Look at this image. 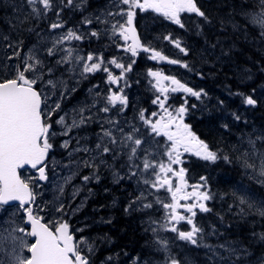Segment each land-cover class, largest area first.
Returning a JSON list of instances; mask_svg holds the SVG:
<instances>
[{
  "label": "snow or ice",
  "instance_id": "obj_1",
  "mask_svg": "<svg viewBox=\"0 0 264 264\" xmlns=\"http://www.w3.org/2000/svg\"><path fill=\"white\" fill-rule=\"evenodd\" d=\"M24 3L30 11L22 19L17 17L20 26L30 24L32 20L46 18L49 13H53L57 19L48 27L50 46L42 48L44 41L41 40L22 52L26 47L23 40L17 42L18 47L8 44L7 47L14 48V51L7 60L13 63L3 65L4 74L0 75V264H92L90 256L95 247L87 238L81 236L77 239L70 224L60 216L46 220L45 216L40 214L46 210L49 213L62 214L65 211L64 203L59 197H54L45 207H40L37 204L39 194L32 187L33 181L22 178L19 172L28 165L38 171V180H48L46 158L54 147L51 140L57 135L50 122L54 116H58L55 124L63 129L59 134L64 136L73 128L91 122L100 123V132L97 134L94 148L78 146L69 152V164L65 167L71 168L74 165L75 170L64 178V184L70 183L72 178L80 173L81 168L93 169L92 174L81 176L85 184L93 179L99 181L98 169L101 166L112 170L118 181L123 180L125 177L120 176L114 168V164L123 161L121 167L128 169L127 178H137V184L143 185L125 211H146L156 206L162 208L163 222L150 217L145 231H151L153 234L157 246L155 251L163 253L162 264H190V261L174 255L171 245L175 240L199 245L204 230L195 222L197 211L210 212L207 202L214 199V194L209 188L207 177L201 176L200 182L190 185L186 179L187 169L175 166L185 162L182 160L185 154L211 163L221 158L231 163L232 158L229 155L221 157L219 149L212 150L208 143L197 137L191 127L184 123L188 111L185 105L170 110L167 100L170 93L182 92L197 99L206 93L202 89L197 91L188 87L175 76L149 69L147 76L151 78V86L156 93L152 104L158 106L160 113L152 112L149 117L142 109L138 113L139 124L135 119L129 121L111 116L99 120L92 113V109L106 114L115 112L118 116H126V109L129 107V98L124 91L129 87L127 73L132 71L136 60L132 59L130 63L125 64L113 57L105 61L102 54L89 52L85 57L80 55L78 47H65L72 41L82 42L86 38L77 29L67 28L62 20L64 9L80 7L84 0H79V3L77 0H59L58 8L55 6V0H24ZM121 5L126 7H120ZM113 7L119 11H109L103 19L99 16L95 18V23L104 24L105 28L103 31H91V37L108 35L118 49L129 53L132 58L137 57L140 52L148 53L150 60L179 64L191 70L188 63L171 59L151 45L144 44L134 26V20L138 12H150L181 29L186 27L182 14H194L200 21L211 23L207 13L198 6L197 0H114ZM239 9V15L245 21V31L251 27L258 30L260 37L264 39V0H240ZM117 16L120 17L119 20L116 19ZM107 17H112V21ZM229 22L234 29L240 28L239 24ZM93 23V19L82 21L83 25ZM221 23L223 24V21ZM196 26L201 28L199 22ZM15 27L14 24L13 28ZM26 30L36 32L32 27ZM36 34L40 35L39 32ZM3 39L7 41L8 36H3ZM118 40L123 43H117ZM163 40L171 43L185 56L189 54L182 42L173 39L171 34L165 35ZM65 66L69 73L78 72L83 79H87L89 74L103 71L106 73L105 82L110 86H117L116 91L109 87L106 96L96 92L98 99L91 105L74 110L75 116L70 124L67 114L58 115L62 111V100L69 93L76 91L75 87L69 88L66 81L55 76V72ZM112 68L120 70L119 74H115ZM89 92L92 93V89ZM235 95L241 97L243 105L255 107L258 103L253 95L240 92ZM101 102L104 106L98 108L97 105ZM232 115L237 121L241 119L236 113ZM77 143L79 144V141ZM68 146L67 140L61 145L65 149ZM240 146L243 151L241 147L233 146L238 153L236 159L249 179L264 187V133L249 134L247 140L241 139ZM76 153L85 155L75 159ZM109 160L113 163H109ZM64 184L57 185L60 194L64 192ZM161 191L167 196L161 197ZM78 192L79 189L74 191L73 198ZM232 195L238 200L242 215L246 214V206L264 219V200H256L254 194L242 186ZM151 197L154 199H150ZM48 204L51 207H48ZM9 209L15 210L10 212ZM182 222L188 226L187 230L179 227ZM161 232L173 233L175 236H161ZM253 237L264 243V232H254ZM226 250L230 255L237 254L235 248Z\"/></svg>",
  "mask_w": 264,
  "mask_h": 264
},
{
  "label": "rangeland",
  "instance_id": "obj_2",
  "mask_svg": "<svg viewBox=\"0 0 264 264\" xmlns=\"http://www.w3.org/2000/svg\"><path fill=\"white\" fill-rule=\"evenodd\" d=\"M234 4L239 3L238 0H234ZM4 2V0H3ZM77 3H79V0H77ZM110 3V4H109ZM114 0H84V3L80 7L75 8H66L62 12V20L65 22V24H68L67 20H74L75 26H66L67 28H74L77 29L81 34H86L87 38L89 40L95 41L100 40V37L102 36H108V35H101L99 37H91L89 33L93 30H100L103 31L105 28L104 24L95 23V18L97 16H101V18H105V13L111 11V12H117L119 11L118 8L113 7ZM13 5V4H12ZM10 3L8 6L0 3V75H3V65L9 64L11 65L13 62L8 61L7 57L12 55L14 48L7 47L8 44L16 45L18 41L23 40L25 42V46L27 47L25 49H22L23 51H26L28 47H32L34 44H38L41 40L44 41L43 44H41V47L44 46H50V36L48 32L49 24L53 21H55L57 18L53 13H49L46 18L40 19V20H32L30 24H24L23 26H20L17 23V17L23 18L24 15H27L30 9L27 7V5L24 3V0H20L17 6H12ZM110 5L112 7H110ZM55 6L58 8L60 7L59 0H55ZM237 6V5H236ZM14 9V16L10 17V21L5 20V16L7 13V10L10 8ZM120 7H126L124 5H121ZM234 7V6H233ZM19 9V11L17 10ZM80 16L79 17V14ZM234 15L235 20L240 25V29H245V21L244 18L239 15V13L235 14L232 11L230 12ZM84 19H93L94 23L92 25H83L82 21ZM109 21H112V17H107ZM117 20L120 19V17H116ZM138 18L136 17L134 20V26L137 28V33L140 36L142 42L144 44H148L144 39H142L143 35H146L150 39L152 37L150 36L149 32H152L151 27L147 25V22L145 21H139V23L144 24L145 32H141L138 29L137 24ZM16 25L15 28H13V25ZM72 26V27H71ZM32 27L35 28L36 32H39L40 35H37L36 32H29L26 29ZM62 31V30H57ZM248 34L255 38L253 41L256 45V49H254V55L256 56V59L262 58V51L264 52V45L260 44L259 42L262 41V38L258 34V30H254L251 27L247 29ZM3 36H8V40L5 41L3 39ZM173 39H177L176 34L171 35ZM261 38V39H260ZM160 41L162 42V39L160 38ZM252 42V41H251ZM117 43L122 44L123 41L118 40ZM162 44L165 46L164 51L161 49L159 51L163 52L164 55L168 56L169 53L176 52V48L173 46V49H170L168 47V42L163 41ZM110 47L113 52H111V56L106 52V57L108 60L113 57H117L121 62L127 64L130 63L128 61V56H130L129 53H125L122 50L118 49L116 47V43H113V41H110ZM76 46L80 50V55L87 56L89 52H92L96 55H99L97 52L100 49L99 45L92 44H84V41H72L71 44H66L65 47H72ZM248 46V45H247ZM109 48V47H108ZM168 48L169 50H166ZM249 48V46L247 47ZM245 49V48H244ZM192 54L190 55V58L193 57L192 61H186L188 63L189 68H192L194 65L195 55H194V49L191 50ZM239 58L242 60L243 54L242 52H239ZM147 53L140 52L137 57L140 58L142 61L143 58L148 57L146 55ZM176 54V53H174ZM177 55V54H176ZM131 57V56H130ZM169 57V56H168ZM132 58V57H131ZM133 59V58H132ZM54 64V61H53ZM108 67H112L111 65H106ZM181 68V72H178L176 70L169 71L166 67H163V61L161 65V69H157L161 72H163L165 75L168 76H175L177 79L181 80L183 82V79L187 77V73L183 67ZM113 72L115 74H119L118 69L112 68ZM156 70V68H155ZM63 72L62 74H60ZM148 70H136L134 67L131 72L127 73V83L129 87L125 88V94L129 98V107L126 109V116H118L115 112L112 113H103L97 111V109H92V113L100 119H106L107 117L111 116L117 119H126L129 121H132L133 119L136 120V123L139 124L138 120V113L143 109L145 110V115L151 117L152 112L160 113L159 111H156L150 104H152V99L146 97L150 102V104H146L143 106V100L145 99L144 95L147 93H156L154 92V89L151 86V78L147 76ZM256 75V74H255ZM55 76L58 78L63 79L67 82L68 87L72 88L75 87L76 91L71 92L68 94V96L62 100V106H66L67 104H71V113L68 111L66 113H69L71 116V119L75 116L74 110H78L80 107H83L85 105H91L94 100L98 99L95 96L96 92H99L101 96L107 95V90L109 87L113 89V91L117 90V86L115 85H108L106 81V73L103 71L97 72L95 74H89L87 79H83L79 76V73H69L66 70V66L60 68V70L55 72ZM87 83H85V80H88ZM258 78H260V74L257 76L256 82L253 84V86L250 89H246V95H253L255 99H257L258 103L255 107H249L246 105H243L242 99L240 96L235 95V91H231V97L226 93H222L218 88L216 89L217 93L221 96H217V93L215 95H211L210 91L205 88L196 87V85L200 84L201 81H195L189 87L196 89H202L204 93H206L204 101H197L196 97H190L189 95L184 97V100L182 99V96L176 97V93H170L169 98L167 100V105L169 106L170 110H174L175 108L180 107L181 105H185V107L188 109V112L185 114L187 115L192 114V116L198 115V114H205L208 119H211L212 121L218 122L221 121L222 124L227 125L228 127L230 125L235 126L236 133H232L229 136H226V148L231 145L232 152H236L234 150L233 146L241 147L240 141L241 139L247 140L249 134H258V133H264V123L262 120L264 117L260 114L261 108L264 109V84L260 85L258 87ZM264 80L263 78H260L259 81ZM241 86H245L247 84H244L242 82L238 83ZM201 85V84H200ZM97 86V87H94ZM121 86H123V82H121ZM206 87V85H205ZM92 89V93L89 92V90ZM253 89H255V92H253ZM198 91V90H197ZM75 94V95H73ZM55 99H59V97H55ZM185 100L187 101V104H185ZM222 104H225L224 110H217L215 109V105L218 103V101ZM193 105L195 107H193ZM103 103H99L97 107H103ZM68 108V107H67ZM254 109L258 110V112L254 111ZM201 110V111H199ZM256 112V113H255ZM61 112H59L58 115H60ZM233 113H236L241 117L239 121L235 120L233 117ZM87 114V113H86ZM158 118V117H156ZM58 119V117H57ZM155 119V118H153ZM218 120V121H217ZM185 121V117H184ZM53 125V130L57 133L55 137L52 138L53 152L52 156L48 162V168H49V177L47 182L42 183L38 180L37 174L33 173L30 170L22 171L21 176L25 179H31L33 181L32 187L35 192H37L39 195L37 196V204L40 207H45L47 202L53 201L54 197H59V200L64 203L65 206H72L75 201H78V204L76 206H85L90 199H95L96 202H98L100 199L101 201L107 197L108 194H110L111 191L118 192L119 195L122 197V205H118V200L114 206H123L127 208L130 204V202L139 194L140 189L143 188V185L137 184V178L128 179L126 176V173L128 172V169L126 167H121V163L114 164V168L116 171L119 172L120 176H124L125 178L123 180H119L115 177L112 173V170H109L106 167L101 166L98 169L99 174V181H96L93 179L91 182L85 184L81 176L82 175H90L93 172V169H88V173L86 171L82 172V170H85L86 168H81L80 173L74 176L70 183L64 184V178L67 176H70L72 172L75 170V166L73 165L71 168L65 167V165L69 164V153L63 152L64 148L61 147V145L64 143V140L62 142V136L59 133L63 131V129L55 124V121L51 122ZM240 123H247L248 126L241 127ZM97 126H100L99 122H91L87 125L81 126L79 128H73L71 131L74 133L70 134L67 141H69V146H85L94 148L96 143V133L98 132ZM227 127V128H228ZM242 134V135H241ZM244 134H248V136H244ZM56 138H59V142L56 143ZM159 139V138H158ZM71 141V143H70ZM79 141V144L77 143ZM259 146V144H258ZM230 150V151H231ZM73 150L70 149L69 152H72ZM241 151H243V147H241ZM237 153V152H236ZM62 154V155H61ZM84 156L85 154L76 153L74 155L75 159H79ZM190 157H196L194 155L185 154L182 156V160L185 162L182 165L175 166L177 168L184 167L185 165L190 162ZM198 158V157H196ZM243 174V178L246 181L247 185H243V182L240 181L237 183V185L234 187V191H237L241 188V186L244 189L249 190L251 193L254 194L256 200H264V196L261 195V190L264 192V187H261L258 183H256L254 180L249 179V176L245 174L244 168L241 166V163L237 161ZM109 163H113L111 160H109ZM196 180L191 177L188 179V183L190 185H194ZM64 184V192L63 194H60L57 191V185ZM37 185H39L37 187ZM76 189H79V192L75 195L73 198V193ZM85 194H88L87 197H83ZM161 197H166L167 194L164 191H161L159 193ZM150 199H154V197H151ZM100 206H104L103 204ZM48 207H51L50 204H48ZM249 210V209H248ZM246 214L248 215V211L245 210ZM73 213V212H72ZM41 215L45 216L49 220L55 219L57 216H62V214L58 213H49L47 210L44 213H40ZM127 214H131L132 220L135 221V226L137 229V232L139 234L141 233L142 239L140 241V249L142 251H146V256L144 258V261L141 263H138L139 259L136 257H133L130 259L129 264H162L164 255L163 253H159L155 251V248L157 247L154 243V236L151 233V231H145V229L148 227V220L151 217L155 220H161L163 216V209L159 206H156L154 209L146 210V211H139V210H132L129 211ZM254 214V213H253ZM255 215V214H254ZM127 217V216H125ZM256 219V220H255ZM260 218L258 215L254 216L252 218V221H254V225L258 226L257 233L264 232V219ZM259 221L260 224H259ZM247 222H249L247 220ZM255 227V229H257ZM141 227V229H140ZM179 227H182V230H187L186 225L183 224ZM140 230V231H138ZM142 230V232H141ZM248 230L250 228L248 227ZM251 231V230H250ZM161 236H167L169 238H174L175 234L173 233H160ZM139 237V238H140ZM209 237H202V239L199 242V245H191L187 242L178 241L175 240L174 243L171 245V250L174 255H177L179 258L190 261V264H264V256L261 255L260 251H258L259 248L258 245H260L259 241L255 242L253 234L249 233L247 235V242L245 244L247 245H240L239 242L235 239V242L227 241L222 244H216L213 245L209 241ZM147 240H146V239ZM253 239V240H251ZM205 245L210 247H205ZM221 245H225V248H221ZM263 246V245H262ZM227 248H235L237 254L236 255H230L229 252L226 250ZM211 249V250H210ZM254 251V253H253ZM253 254V255H252Z\"/></svg>",
  "mask_w": 264,
  "mask_h": 264
},
{
  "label": "trees",
  "instance_id": "obj_3",
  "mask_svg": "<svg viewBox=\"0 0 264 264\" xmlns=\"http://www.w3.org/2000/svg\"><path fill=\"white\" fill-rule=\"evenodd\" d=\"M19 1L4 0L3 2V0H0V3L6 6L10 3L14 7L17 6ZM238 1L240 3V0ZM234 2V0H198V6L207 13L211 23H204L200 21V18L195 16V42H192V38L188 33L184 35L188 44L193 47L195 55L193 67L190 68L191 70H186L187 80L201 81V85L197 84L196 87L208 89L211 95L217 93V88L222 93L226 92L230 97L231 91L246 93V89H250L253 86L259 74L260 78L264 77V52L262 51V58L256 59L254 55L256 45L253 42L255 38L251 37L245 29H234L232 23L229 22L233 21L238 24L234 15L230 13L231 11L235 14L240 12L239 3L234 4ZM14 9L11 7L7 10L8 14L4 17L5 20L10 21V17L15 18L13 14ZM158 21L156 19L152 24L155 28L158 26ZM222 21L223 24L221 23ZM197 22L201 24V28L199 29L196 26ZM259 43L264 45V39ZM247 45L249 48H247ZM239 52L243 54L242 60L239 58ZM191 54L192 51L189 52V57ZM189 59L192 61L193 57ZM260 78L257 80L259 83L258 87L264 84V82L260 83ZM240 82L247 85L241 86L238 84ZM196 90L199 91L200 89ZM145 96L150 99L155 98L154 93H147ZM217 96L221 95L217 93ZM146 97L145 100L150 103L151 101L146 99ZM204 99H206L205 95L197 99V101H204ZM220 101L215 105V109L224 110L225 104H222ZM254 111L258 112L256 109ZM260 114L264 117L263 108H261ZM189 121L194 131L202 140L208 143L212 150L219 149L221 157L229 155L232 158L231 163L225 162L222 158L215 163L196 162L195 167L197 172L195 177H207L209 188L214 194V199L207 202V206L211 211L208 213L197 212L195 218L196 224L204 230L202 237L210 236L209 241L213 245L231 240L235 242V237L240 245H247L245 244L248 238L247 235L249 233H257L258 226L254 225V221H252L255 215L246 206L245 210L248 211V215L240 213L238 200L232 195L234 187L238 182L242 181L244 185H247L246 181L242 178L238 160L236 159L238 153L232 152L231 145L226 148V135L232 132L236 133V128L233 125L225 128L221 121H212L205 114L191 116ZM262 122L264 123V119ZM240 126L245 128L248 124L240 123ZM244 136H248V134H244ZM261 195L264 196L262 190ZM117 200L118 205H122L123 200L121 195L114 191H111L104 198V206L111 209V215L114 214V209L112 208L117 207L114 206ZM230 205H232L231 208L229 207ZM117 224L115 236L123 239V243L127 244L132 252L138 250L141 243L135 221L132 219H122ZM248 227L251 231L248 230ZM254 241L258 242L256 239ZM259 243V248L256 249L264 256V243Z\"/></svg>",
  "mask_w": 264,
  "mask_h": 264
},
{
  "label": "flooded vegetation",
  "instance_id": "obj_4",
  "mask_svg": "<svg viewBox=\"0 0 264 264\" xmlns=\"http://www.w3.org/2000/svg\"><path fill=\"white\" fill-rule=\"evenodd\" d=\"M197 3H198V0H197ZM110 7L112 6L110 5ZM78 15L79 17H81L80 13ZM143 15H146V13L138 12V15L136 17L139 19ZM161 19H162V22H161L162 28H164V30L161 32L155 33V34L161 37L162 42L165 41L163 40V37L165 35H168V34L172 35L171 31L169 29L167 30V28L173 27L175 30V33L178 34L179 36L177 39H179L182 42V45L186 47L190 52L193 47L188 44V42L186 41V37H184V35H187L188 33V35H190V37L192 38V42H195V36H196V32L194 30L195 15L194 14L192 15L182 14V19L186 25L184 29H181L178 26L171 24L170 22L164 20L163 18ZM67 21H68V24L66 26H70L71 24L72 26H75L76 21L75 22L74 20H67ZM85 36L86 38L83 40L84 44L92 45L94 43L96 45H99L100 49L98 50L97 53L99 55L102 54L105 61H107L108 58L106 57V52L110 56H111V52H113V50L110 48L112 46L110 45L111 39L109 38V36H102L100 37V40H95V41L89 40L86 34ZM169 44L170 43L168 42V45ZM176 53L178 54L180 53L178 49H176ZM165 65L170 68L174 64H169L165 61ZM62 73L63 72H61L60 74ZM89 80L90 78L88 80H85V83H87V81ZM178 93L182 94L183 100H184V97L187 96V94L185 93H182V92H178ZM71 104L66 105V108L68 107L66 111H68L69 113H71V107H69ZM69 113H66V114L68 117V123L70 124L74 117L71 119V116ZM100 120H104V119H100ZM184 123H186V121ZM189 126L191 127V130L194 132L193 127L190 122H189ZM97 129H98V132L96 133V140H97V134L100 132V126H97ZM196 135L198 137V134ZM229 135L230 134H227L226 136H229ZM88 169L82 170V172L86 171L88 173ZM33 173L36 174V171H34ZM87 196L88 194H85L83 197H87ZM103 201L104 199L102 201L100 199L98 202H96L95 199H90L88 200L87 204L82 207L76 206V204H78V201H75L72 206H65V211L64 213H62L61 218L67 220V222L70 224L71 229L77 239L83 236L87 238L89 243H92L94 245L95 251L90 256L92 264H129L130 259L133 257H136L139 259L138 263L143 262L144 258L147 257L146 251L145 252L142 251V249H140L139 247L138 250H136L135 252H132L130 247L127 244L125 245L123 243V239L117 238V236H115L116 235L115 230L117 229V226H118L117 222L122 219L124 220L132 219L131 214L130 215L127 214L128 212L125 211L126 209L125 207L117 206L115 208H112L114 209L113 210L114 214L111 215L112 213L111 209L100 206L103 204ZM14 210L15 209H9L10 212ZM45 219L49 220L46 217ZM77 229H83V231H77ZM140 236H141V233L139 234V237ZM139 239L141 241L142 237H140Z\"/></svg>",
  "mask_w": 264,
  "mask_h": 264
},
{
  "label": "water",
  "instance_id": "obj_5",
  "mask_svg": "<svg viewBox=\"0 0 264 264\" xmlns=\"http://www.w3.org/2000/svg\"><path fill=\"white\" fill-rule=\"evenodd\" d=\"M47 159H48V157L46 158V161H47ZM38 167H39V166H38ZM25 169L36 170V169H32V168H31L30 166H28V165H25L23 169H20V170H19V172L22 171V170H25ZM41 182H44V181H41ZM14 203H15V202H14Z\"/></svg>",
  "mask_w": 264,
  "mask_h": 264
}]
</instances>
